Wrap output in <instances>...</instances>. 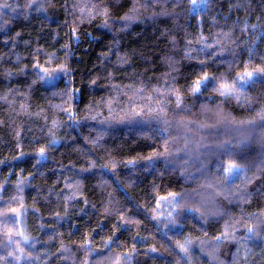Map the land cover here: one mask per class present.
Masks as SVG:
<instances>
[{
	"label": "trees",
	"instance_id": "16d2710c",
	"mask_svg": "<svg viewBox=\"0 0 264 264\" xmlns=\"http://www.w3.org/2000/svg\"><path fill=\"white\" fill-rule=\"evenodd\" d=\"M192 2L0 0V264H264V0Z\"/></svg>",
	"mask_w": 264,
	"mask_h": 264
},
{
	"label": "rangeland",
	"instance_id": "374dc122",
	"mask_svg": "<svg viewBox=\"0 0 264 264\" xmlns=\"http://www.w3.org/2000/svg\"><path fill=\"white\" fill-rule=\"evenodd\" d=\"M203 5H204V0H193V2H192V10L193 11L197 10V9L201 8ZM217 115L220 116V114H217Z\"/></svg>",
	"mask_w": 264,
	"mask_h": 264
}]
</instances>
